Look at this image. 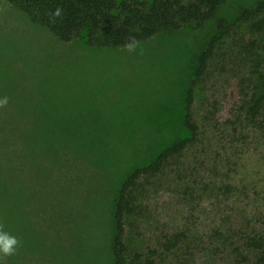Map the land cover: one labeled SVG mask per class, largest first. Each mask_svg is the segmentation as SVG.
Listing matches in <instances>:
<instances>
[{
    "label": "rangeland",
    "instance_id": "1",
    "mask_svg": "<svg viewBox=\"0 0 264 264\" xmlns=\"http://www.w3.org/2000/svg\"><path fill=\"white\" fill-rule=\"evenodd\" d=\"M258 1L227 0L201 26L98 47L65 42L0 0V225L19 241L0 264H116L121 185L189 135L191 86L197 140L145 183V212L126 223L130 256L264 264L250 241L264 235V41L238 18ZM220 18L230 31L194 83ZM174 234L183 240L168 249Z\"/></svg>",
    "mask_w": 264,
    "mask_h": 264
},
{
    "label": "trees",
    "instance_id": "2",
    "mask_svg": "<svg viewBox=\"0 0 264 264\" xmlns=\"http://www.w3.org/2000/svg\"><path fill=\"white\" fill-rule=\"evenodd\" d=\"M28 14L35 23L45 26L61 40L71 42L77 38L98 47H121L146 41L159 33H172L185 27H198L214 19L227 0H8ZM59 8V16L52 13ZM249 24L256 35L264 41V0L254 6L243 8L239 17ZM230 31L226 19L220 18L217 33L199 55L194 83L205 74L209 61L214 56L223 36ZM255 45L256 40L251 41ZM194 89L187 91L184 125L189 135L179 137L157 156L141 167L134 168L121 185L115 203L116 233L113 252L116 264H150L143 255L134 252L130 256L126 244V223L145 212L141 197L145 183L154 176L165 172L187 148L195 144L198 125L192 114ZM261 101L252 106L255 111ZM14 134H15V130ZM22 131V130H21ZM16 146V145H14ZM18 154L20 153L18 149ZM12 174L18 178V170ZM182 234H174L173 243L168 249L181 242ZM251 245L264 254V235L250 238ZM169 242H171L169 240ZM264 259V256H263Z\"/></svg>",
    "mask_w": 264,
    "mask_h": 264
},
{
    "label": "clouds",
    "instance_id": "3",
    "mask_svg": "<svg viewBox=\"0 0 264 264\" xmlns=\"http://www.w3.org/2000/svg\"><path fill=\"white\" fill-rule=\"evenodd\" d=\"M60 12L61 10L57 8L56 11L52 13V16H59ZM128 47L131 46L129 45ZM6 104L7 97H5L3 100H0V106H4ZM18 245V239L10 233L4 231L2 225H0V259L14 255Z\"/></svg>",
    "mask_w": 264,
    "mask_h": 264
}]
</instances>
